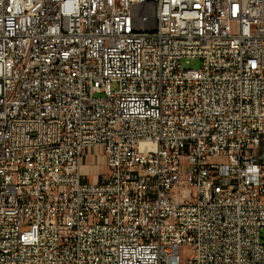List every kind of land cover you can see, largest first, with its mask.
<instances>
[{
	"label": "built area",
	"instance_id": "built-area-1",
	"mask_svg": "<svg viewBox=\"0 0 264 264\" xmlns=\"http://www.w3.org/2000/svg\"><path fill=\"white\" fill-rule=\"evenodd\" d=\"M263 230L264 0H0V264H264Z\"/></svg>",
	"mask_w": 264,
	"mask_h": 264
},
{
	"label": "crops",
	"instance_id": "crops-1",
	"mask_svg": "<svg viewBox=\"0 0 264 264\" xmlns=\"http://www.w3.org/2000/svg\"><path fill=\"white\" fill-rule=\"evenodd\" d=\"M98 150L99 148L97 147H90L87 151H86V155L84 157V161H83V166H82V169L84 172H87L91 175L92 178H96V174L98 172V170H104L105 169V161L103 160L104 162V167L100 168L96 161L93 159V163L92 162H89V158H90V154H91V150ZM103 159V158H102ZM95 161V163H94ZM98 162V161H97ZM96 164V165H95Z\"/></svg>",
	"mask_w": 264,
	"mask_h": 264
},
{
	"label": "rangeland",
	"instance_id": "rangeland-1",
	"mask_svg": "<svg viewBox=\"0 0 264 264\" xmlns=\"http://www.w3.org/2000/svg\"><path fill=\"white\" fill-rule=\"evenodd\" d=\"M192 66L198 67L199 66V62L193 61ZM99 154H100V149H98V150H96V149L93 150L92 149L91 150V154H90V158H89V162H92L93 163V159H94L96 161L97 165L100 168H102V167H104L103 159L100 158V161L97 162V157H98ZM95 161H94V163H95ZM89 179H90V176H89ZM262 234L264 236V230L262 231ZM189 251H190L189 247H187V246L182 247V249H181V255H182V257H184V258L185 257H188L189 256Z\"/></svg>",
	"mask_w": 264,
	"mask_h": 264
}]
</instances>
